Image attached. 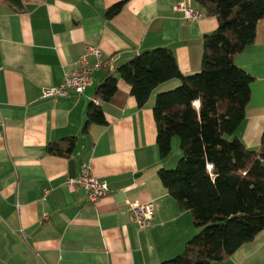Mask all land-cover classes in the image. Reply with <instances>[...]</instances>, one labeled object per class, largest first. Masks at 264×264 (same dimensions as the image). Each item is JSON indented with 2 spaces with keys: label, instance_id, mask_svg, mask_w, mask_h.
I'll return each instance as SVG.
<instances>
[{
  "label": "crops",
  "instance_id": "1",
  "mask_svg": "<svg viewBox=\"0 0 264 264\" xmlns=\"http://www.w3.org/2000/svg\"><path fill=\"white\" fill-rule=\"evenodd\" d=\"M121 2V12L110 17ZM181 3L199 10L193 0H21V9L0 0V264H160L182 254L198 234L191 213L180 209L158 175L178 163L176 156L163 160L159 154L153 108L157 95L179 87V80L161 84L142 109L120 81L115 100L99 104L107 125H93L87 135L94 86L107 70L92 74L84 95L43 97L44 89L62 84L87 46L99 47L113 68L167 48L183 74L200 72L204 36L219 21L205 15L186 20L173 10ZM236 63L255 79L237 136L258 150L264 133V18ZM68 137L78 139L71 158L47 153L50 143ZM178 147L173 144L174 155ZM83 164L108 183V196L89 202L83 187L69 190L71 171L79 175ZM136 201L155 207L146 232L132 221L130 203ZM215 264H264V231Z\"/></svg>",
  "mask_w": 264,
  "mask_h": 264
},
{
  "label": "trees",
  "instance_id": "2",
  "mask_svg": "<svg viewBox=\"0 0 264 264\" xmlns=\"http://www.w3.org/2000/svg\"><path fill=\"white\" fill-rule=\"evenodd\" d=\"M206 17L219 21L203 39L200 72L185 75L173 50L158 48L129 63L104 69L95 99L110 103L119 95V82L131 88L138 108H144L161 84L179 80L174 90L157 95L153 108L157 146L163 160L180 138L183 157L159 178L182 211H189L199 230L182 254L160 264H215L233 257L264 231V133L258 150L248 149L237 133L245 121L255 79L236 63L255 42L264 18V0H193ZM115 5L110 17L120 13ZM93 125H107L100 105L92 103L83 135ZM77 137L50 143L51 156L71 158Z\"/></svg>",
  "mask_w": 264,
  "mask_h": 264
},
{
  "label": "built area",
  "instance_id": "3",
  "mask_svg": "<svg viewBox=\"0 0 264 264\" xmlns=\"http://www.w3.org/2000/svg\"><path fill=\"white\" fill-rule=\"evenodd\" d=\"M173 10L182 13L187 20H198L204 16L202 11L189 8L184 3L174 6ZM90 58H94L93 64H90ZM101 69L113 71L112 60H105L99 47L87 46L79 63L74 66L72 71L65 74L62 84L59 87L44 89L43 97H68L71 92L84 95L91 86L92 74ZM94 103L99 105L101 102L95 99ZM67 186L71 191L77 187H83L89 202H96L110 193L108 183L94 177L89 164H83L81 173L75 178H69ZM130 212L132 221L139 227V230L146 232L153 227L155 207L151 202H131Z\"/></svg>",
  "mask_w": 264,
  "mask_h": 264
},
{
  "label": "rangeland",
  "instance_id": "4",
  "mask_svg": "<svg viewBox=\"0 0 264 264\" xmlns=\"http://www.w3.org/2000/svg\"><path fill=\"white\" fill-rule=\"evenodd\" d=\"M185 19V18H184ZM187 20V19H186ZM100 83H98V84H96V86H94V89H96L95 87H97L98 85H99ZM174 142H173V144H175V143H179V147H178V149H177V151H176V155H174L175 154V152L172 150V154H171V156H170V158H171V160L173 159V158H175L174 156H176V161H177V163L180 161V159L183 157V152L181 151V141H180V138H175L174 140H173ZM172 169H174V168H172ZM168 170H171L170 168H168Z\"/></svg>",
  "mask_w": 264,
  "mask_h": 264
},
{
  "label": "water",
  "instance_id": "5",
  "mask_svg": "<svg viewBox=\"0 0 264 264\" xmlns=\"http://www.w3.org/2000/svg\"><path fill=\"white\" fill-rule=\"evenodd\" d=\"M9 1H10L12 4H14L17 8H19V9L22 8V7H21V0H9ZM19 5H20V6H19ZM72 164H73V162H72ZM71 172H72V174L70 173V177H71V178H75V177L77 176L75 170H72Z\"/></svg>",
  "mask_w": 264,
  "mask_h": 264
}]
</instances>
